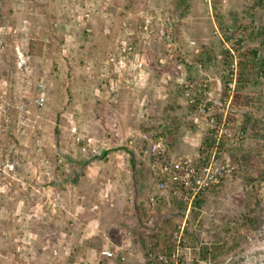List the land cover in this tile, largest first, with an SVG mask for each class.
Returning <instances> with one entry per match:
<instances>
[{
  "label": "rangeland",
  "instance_id": "1",
  "mask_svg": "<svg viewBox=\"0 0 264 264\" xmlns=\"http://www.w3.org/2000/svg\"><path fill=\"white\" fill-rule=\"evenodd\" d=\"M79 1L0 0V264L70 262L64 237L70 210L105 214L94 208L99 196L90 197L84 184H122L130 174L133 184L147 178L139 151L147 142L140 136L162 134L161 116L174 118L171 139L165 140L170 154L196 158L210 148L205 126L193 124L181 92L155 65L159 45L145 62L148 77L143 57L136 61L139 86L111 92L115 73L105 70L107 77L101 76V60L113 48L121 16L150 0H93L88 13ZM165 1L178 19L182 42L194 40L199 47L201 77L184 66L201 84L209 80L212 102H222L226 84L235 78L224 140L235 170L189 209L173 199L176 212L163 220L168 236L161 239L172 250L169 236L183 226L179 264H264V83L258 76L264 71V0H213L210 10L201 0ZM168 65L171 76L176 63ZM39 97L42 106L36 104ZM182 111L188 122L177 119L184 118ZM84 136L105 159L79 152L77 137ZM161 205L149 208L151 213ZM149 224L156 226L154 220ZM77 228L74 223L71 242ZM72 256V263L81 257L83 264L97 262L83 253Z\"/></svg>",
  "mask_w": 264,
  "mask_h": 264
},
{
  "label": "built area",
  "instance_id": "2",
  "mask_svg": "<svg viewBox=\"0 0 264 264\" xmlns=\"http://www.w3.org/2000/svg\"><path fill=\"white\" fill-rule=\"evenodd\" d=\"M77 2V0H71ZM93 0H80L81 10L89 12ZM151 1V2H150ZM147 7L135 12H124L118 25L112 50L106 52L101 60V76L105 79V70L114 72L116 82L111 80L110 90H128L140 85L137 73V62L159 45L162 48V56L156 58V67L162 69L168 65L169 61L176 63L174 74L167 76L173 80L184 99V105L187 112L192 116L193 124L197 128L205 126L210 140V148L205 156L196 158L178 157L168 152L165 147V138L160 134H142L141 141L147 142L146 146L140 147L141 159L149 166L153 192H151L148 202L150 207H154L160 194L171 185L173 194L179 196L182 202L190 205L198 197L208 191L219 189L228 179L232 177L235 170L230 165L229 158L225 157L226 136H229L227 119L229 104L232 99V93L235 87V78L226 84L227 93L222 97V102H212L209 86L206 84L209 80L201 76L194 78L187 74L191 62L187 59L186 51L179 44L176 28L178 20L161 6V0H150ZM210 10L213 0H201ZM88 17V15H86ZM189 49L199 55L200 50L194 40L188 41ZM232 53V52H231ZM200 70L201 66L196 64ZM201 74V71L199 72ZM232 76V75H231ZM259 79L264 83V71L258 72ZM106 81V80H105ZM115 86V87H114ZM42 87V85H39ZM43 97L36 100V104L42 106ZM219 106V116H215L213 111ZM71 132L76 133V128ZM245 137L243 132L238 134V139ZM79 142V152L86 157L95 158L98 153L94 140L91 137H77ZM232 142V141H231ZM134 144V140H129V145ZM183 226L178 231L170 235L169 241L172 250L163 249L160 251H149L147 253L148 262L154 264H179V252L182 238ZM101 255L106 259L115 258L111 251L104 250Z\"/></svg>",
  "mask_w": 264,
  "mask_h": 264
},
{
  "label": "crops",
  "instance_id": "3",
  "mask_svg": "<svg viewBox=\"0 0 264 264\" xmlns=\"http://www.w3.org/2000/svg\"><path fill=\"white\" fill-rule=\"evenodd\" d=\"M164 2V5L163 1L161 2V6L164 7L167 12L171 13V8L168 2L165 0ZM191 4L192 2H190V5ZM141 6H143V4L140 5V7ZM178 28L179 27L176 28L178 42L186 51L187 59L191 62V65L188 66V71H190L191 74L200 76L199 72L201 71L202 74L204 70H199L196 66V64H199V55L189 49L188 41L190 39L182 42L180 38L182 36L180 33L181 27L179 29ZM151 54L152 51L145 56L143 61L144 66H141L143 70L148 68L145 62H147L148 56ZM161 56L162 51L160 52V55L156 56V58ZM168 67L169 65H166L163 68V71L162 69H159V71L166 75L168 74ZM139 69L140 68L138 67L137 73L139 79H142V75L139 73L140 71H138ZM148 74V70H146L144 75L148 77ZM176 105H179V103L176 102ZM181 114L185 115L184 118L178 117L177 119L188 122V118L186 116L187 113L182 111ZM170 120H174L173 116L166 117L163 115L160 117L158 122L159 128L162 129L164 133L162 134L165 137L162 134L160 135H162L167 141L168 139H171L169 133L170 126H172L173 123H171ZM162 131H160V133ZM99 157H101V159H105V154L102 153ZM121 164L123 167V163ZM128 166L129 161L127 163L124 162L126 170L124 171L127 172V174H130L132 170L131 167L129 168ZM142 169H144V172L145 169L148 170V176L147 178L144 176L143 178L138 177L136 184H133L134 181L131 179V177L135 179L136 177H133V175L131 176V174L130 179L128 175V181L124 183L122 182V184H84L91 189L88 191V193H90V197H92V194L99 196L97 200L98 202L94 205V208L99 207L105 214L99 211V209L93 213L92 210H84L83 208L81 209V212H73V210H70L67 216L70 221V225L64 229V237L66 238L67 244L66 253L71 254L69 256L70 262L67 261L66 264H83L81 262L82 257L78 263H72L74 257L72 254L74 253H83L84 258L90 257L89 260H91V258L96 260V264H149L150 262H148L147 259L145 261V253L166 249V244L161 239V237L168 236L166 235L167 231L162 229V227H165L163 226L165 225L163 220L167 221L166 218L169 216L171 217V215L176 212V210L173 209V199H177L180 204L182 201L178 195L172 193L171 185L168 184V188L160 194V198L158 200V204L162 203L161 207L151 213V210L149 209L151 207L149 203H147L151 192H153L150 169L146 163L143 164ZM118 174L122 175L123 172L120 171ZM77 195L82 198L85 197L82 193H77ZM101 205L103 207H101ZM175 205L180 207L178 204ZM150 217L152 219H150ZM72 220H75L76 222H73ZM152 220H154L156 225L153 230L149 228V223ZM100 221L105 222L98 223ZM74 223L78 227L77 230L79 229L80 231L77 235L78 239L76 238L74 242H71V238L74 236V232L72 230ZM76 241L77 244H74ZM104 250L113 252L115 254V258H104L101 255V252ZM85 264L88 263L85 262ZM89 264H91V262H89Z\"/></svg>",
  "mask_w": 264,
  "mask_h": 264
},
{
  "label": "trees",
  "instance_id": "4",
  "mask_svg": "<svg viewBox=\"0 0 264 264\" xmlns=\"http://www.w3.org/2000/svg\"><path fill=\"white\" fill-rule=\"evenodd\" d=\"M149 4H150V3H149ZM144 7H145V6H144ZM146 7H147V6H146ZM199 199H200V198L198 197L197 200L195 201V204H197L198 202H200ZM169 251H171L170 248H169ZM149 264H154V263H151V262H150Z\"/></svg>",
  "mask_w": 264,
  "mask_h": 264
}]
</instances>
